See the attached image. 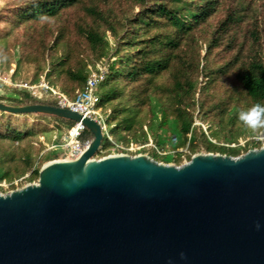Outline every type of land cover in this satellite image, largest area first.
<instances>
[{"label": "trees", "instance_id": "16d2710c", "mask_svg": "<svg viewBox=\"0 0 264 264\" xmlns=\"http://www.w3.org/2000/svg\"><path fill=\"white\" fill-rule=\"evenodd\" d=\"M101 68L99 107L118 152L181 165L261 147L239 113L264 105V0H0V74L11 82L44 79L74 99ZM0 101L36 99L0 79ZM39 102L56 105L50 92ZM74 123L0 110V191L37 182Z\"/></svg>", "mask_w": 264, "mask_h": 264}, {"label": "water", "instance_id": "95a60500", "mask_svg": "<svg viewBox=\"0 0 264 264\" xmlns=\"http://www.w3.org/2000/svg\"><path fill=\"white\" fill-rule=\"evenodd\" d=\"M0 110L82 122L79 156L0 192V264H264V151L196 152L181 165L146 153L94 157L97 121L53 104Z\"/></svg>", "mask_w": 264, "mask_h": 264}, {"label": "built area", "instance_id": "2783aa9c", "mask_svg": "<svg viewBox=\"0 0 264 264\" xmlns=\"http://www.w3.org/2000/svg\"><path fill=\"white\" fill-rule=\"evenodd\" d=\"M105 74L106 73L103 68L91 69L85 88L78 92L74 99L69 98L64 92L52 87L44 79L35 84H31L26 81L11 82L7 76L2 75H0V79L6 83L12 84V86L18 90H29L37 102H39V100L42 99L46 93L50 92V94L55 99L57 106L69 108L73 111H77L84 114L85 116L93 118L101 126L103 136L107 135L112 140L108 133L106 118L103 115L102 108L99 107V96L96 92L98 83L104 78ZM74 122V125L71 126V128L66 133L64 142L61 144L64 148V151L60 159L79 156L89 147L92 141L93 136L86 138L83 137L85 130H88L86 126L82 122ZM113 143L115 149L121 148L116 142L113 141ZM140 147L142 146L131 145L130 147L122 148L128 151H135ZM4 184L5 183H0V186H3Z\"/></svg>", "mask_w": 264, "mask_h": 264}, {"label": "clouds", "instance_id": "9594fccd", "mask_svg": "<svg viewBox=\"0 0 264 264\" xmlns=\"http://www.w3.org/2000/svg\"><path fill=\"white\" fill-rule=\"evenodd\" d=\"M239 120L246 127L257 133L255 139L261 144V148L257 150V154L264 151V132L259 131L264 129V105L257 103L246 111L242 110L239 113Z\"/></svg>", "mask_w": 264, "mask_h": 264}, {"label": "rangeland", "instance_id": "374dc122", "mask_svg": "<svg viewBox=\"0 0 264 264\" xmlns=\"http://www.w3.org/2000/svg\"><path fill=\"white\" fill-rule=\"evenodd\" d=\"M0 75H2V76H7V75H5V74H0ZM245 141H246V140H241V142H240L239 144H243V143H245ZM147 145L152 146V143L149 142ZM185 150H186V148L180 149V151H185ZM110 151L112 152L111 154L119 153V152L114 148V146L111 148ZM162 152H163V151H162ZM108 155H109V154H108ZM94 157L100 158V157H98V154H95ZM26 184H27V183H26ZM24 185H25V184H24ZM3 186H7V184L5 183ZM0 192H2V191H0ZM2 193H6V192H2Z\"/></svg>", "mask_w": 264, "mask_h": 264}, {"label": "crops", "instance_id": "0c3cea01", "mask_svg": "<svg viewBox=\"0 0 264 264\" xmlns=\"http://www.w3.org/2000/svg\"><path fill=\"white\" fill-rule=\"evenodd\" d=\"M37 102V101H36Z\"/></svg>", "mask_w": 264, "mask_h": 264}]
</instances>
